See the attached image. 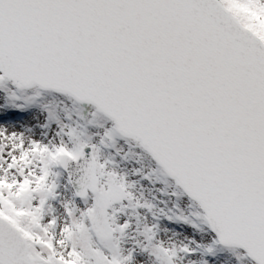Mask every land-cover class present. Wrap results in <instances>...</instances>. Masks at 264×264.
Instances as JSON below:
<instances>
[{"label":"water","instance_id":"1","mask_svg":"<svg viewBox=\"0 0 264 264\" xmlns=\"http://www.w3.org/2000/svg\"><path fill=\"white\" fill-rule=\"evenodd\" d=\"M0 74L92 103L264 264V44L220 0H0ZM90 155L61 157L82 198ZM19 232L0 217V264H34Z\"/></svg>","mask_w":264,"mask_h":264},{"label":"rangeland","instance_id":"2","mask_svg":"<svg viewBox=\"0 0 264 264\" xmlns=\"http://www.w3.org/2000/svg\"><path fill=\"white\" fill-rule=\"evenodd\" d=\"M252 3L264 24V0ZM1 106L0 120L14 108L22 115L14 131L0 124V216L26 229L34 264H255L233 247L208 253L216 238L197 204L90 106L0 78ZM83 144L92 146L98 189L79 198L53 157H75Z\"/></svg>","mask_w":264,"mask_h":264},{"label":"trees","instance_id":"3","mask_svg":"<svg viewBox=\"0 0 264 264\" xmlns=\"http://www.w3.org/2000/svg\"><path fill=\"white\" fill-rule=\"evenodd\" d=\"M230 8L235 12L234 14H237L239 17H242L243 15H248V24L256 30L259 34H262L264 37V24L257 21V23L254 22L256 18L258 17L259 12H262L259 6L256 4L252 3L253 0H224ZM251 10V11H250ZM256 14H255V13ZM22 230L24 231L23 233H27L26 229L22 227ZM34 244L31 243V246L34 250ZM220 251H223L221 247L217 246L215 247L214 250H212V253H219ZM35 252V250H34ZM73 264H76L75 262Z\"/></svg>","mask_w":264,"mask_h":264},{"label":"bare ground","instance_id":"4","mask_svg":"<svg viewBox=\"0 0 264 264\" xmlns=\"http://www.w3.org/2000/svg\"><path fill=\"white\" fill-rule=\"evenodd\" d=\"M236 19L238 20V18L236 17ZM238 21H240V20H238ZM9 83V82H8ZM10 84V83H9ZM44 90H46V91H49V92H53V93H57V91H54V90H48V89H44ZM77 99V98H76ZM77 102H78V104L79 105H82V106H84V107H89L90 106V109H92L95 113H100V114H103L102 113V111H99V109L98 108H95V106L92 104V103H80V101H78L77 100ZM0 108H2V106L0 107ZM9 109H11V108H9ZM7 110V109H6ZM14 112L11 114V115H9L8 117H7V119H5V121L4 120H0V124L2 123L3 125H7V126H9V127H11V130L12 131H14L15 130V126L17 125L18 126V121H16L18 118H19V116H21L22 115V109H20V108H14V109H12ZM2 116V113L0 114V117ZM20 119V118H19ZM113 122V121H112ZM114 123V122H113ZM112 123V124H113ZM1 124V125H2ZM114 126H115V124H114ZM134 142H135V140H133ZM137 143V142H136ZM139 146H141L142 148H144V144H142V142H138L137 143ZM143 151H145L146 153H148L149 154V152L147 151V149H145V150H143ZM150 155V154H149ZM95 155L94 154H92V155H90V157H91V159H93V157H94ZM150 157H151V159L154 161V158H153V156H151L150 155ZM155 163V162H154ZM156 165V168L157 169H159L160 171H162L163 173H165V174H167L166 172V170H165V168H163L161 165H158L157 163H155ZM174 183L175 184H177V186L179 187V188H183V187H181V185H180V183H178V181L177 180H175L174 181Z\"/></svg>","mask_w":264,"mask_h":264}]
</instances>
